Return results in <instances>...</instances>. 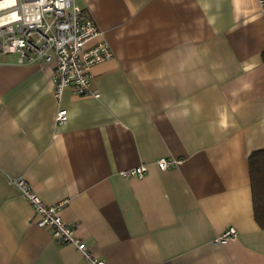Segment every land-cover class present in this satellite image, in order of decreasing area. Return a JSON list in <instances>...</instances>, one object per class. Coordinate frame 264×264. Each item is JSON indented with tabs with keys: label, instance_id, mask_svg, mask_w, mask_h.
Segmentation results:
<instances>
[{
	"label": "crops",
	"instance_id": "obj_1",
	"mask_svg": "<svg viewBox=\"0 0 264 264\" xmlns=\"http://www.w3.org/2000/svg\"><path fill=\"white\" fill-rule=\"evenodd\" d=\"M80 3L100 32L91 45L113 51L92 71L99 98L58 100L53 66L0 56V264H91L37 226L18 178L65 202L105 264H264L250 173L264 150L260 0ZM162 158L181 164L162 171ZM140 166L143 178L122 175Z\"/></svg>",
	"mask_w": 264,
	"mask_h": 264
},
{
	"label": "built area",
	"instance_id": "obj_2",
	"mask_svg": "<svg viewBox=\"0 0 264 264\" xmlns=\"http://www.w3.org/2000/svg\"><path fill=\"white\" fill-rule=\"evenodd\" d=\"M0 56L15 55L19 64L44 63L53 66L54 95L60 100L67 89L77 96L99 98L93 90V69L113 57L106 40L93 45L100 34L90 13L76 0H0ZM264 6V0H260ZM59 125L68 121L66 110L59 111ZM181 164L175 159L157 161L160 170L166 171ZM147 168L140 166L122 172L125 177L143 178ZM13 185L34 209L36 224L50 231L52 239L62 245H73L91 264H105L96 259L86 244L61 217L65 206L60 203L48 206L33 187L24 179H15ZM236 236L228 229L217 243L224 244Z\"/></svg>",
	"mask_w": 264,
	"mask_h": 264
},
{
	"label": "trees",
	"instance_id": "obj_3",
	"mask_svg": "<svg viewBox=\"0 0 264 264\" xmlns=\"http://www.w3.org/2000/svg\"><path fill=\"white\" fill-rule=\"evenodd\" d=\"M250 173L254 216L259 227L264 230V150L250 156Z\"/></svg>",
	"mask_w": 264,
	"mask_h": 264
},
{
	"label": "bare ground",
	"instance_id": "obj_4",
	"mask_svg": "<svg viewBox=\"0 0 264 264\" xmlns=\"http://www.w3.org/2000/svg\"><path fill=\"white\" fill-rule=\"evenodd\" d=\"M5 3H0V6H3Z\"/></svg>",
	"mask_w": 264,
	"mask_h": 264
},
{
	"label": "rangeland",
	"instance_id": "obj_5",
	"mask_svg": "<svg viewBox=\"0 0 264 264\" xmlns=\"http://www.w3.org/2000/svg\"><path fill=\"white\" fill-rule=\"evenodd\" d=\"M77 2H78V4H81V3H80V0H77Z\"/></svg>",
	"mask_w": 264,
	"mask_h": 264
}]
</instances>
